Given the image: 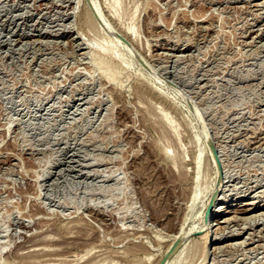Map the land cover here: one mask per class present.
Segmentation results:
<instances>
[{
    "label": "rangeland",
    "instance_id": "374dc122",
    "mask_svg": "<svg viewBox=\"0 0 264 264\" xmlns=\"http://www.w3.org/2000/svg\"><path fill=\"white\" fill-rule=\"evenodd\" d=\"M93 1L0 0V264H201L217 181L211 217L260 210L210 226L207 264H264V0H95L97 28Z\"/></svg>",
    "mask_w": 264,
    "mask_h": 264
},
{
    "label": "bare ground",
    "instance_id": "6f19581e",
    "mask_svg": "<svg viewBox=\"0 0 264 264\" xmlns=\"http://www.w3.org/2000/svg\"><path fill=\"white\" fill-rule=\"evenodd\" d=\"M92 1V0H91ZM95 1V0H94ZM93 1V2H94ZM89 2V1H88ZM92 3V2H91ZM95 4V8L94 7H92V4L90 5V4H87V3H85L86 5H87V8H85L86 9V11L87 12H85V15L84 16H86V17H83L84 18V20L86 19V21L84 22V23H88L90 26L89 27H91V26H95L96 28H97V25H98V23L100 24V25H102V22H101V20L102 19H100L99 18V16H101V17H103L102 16V11L100 10V8H99V6L96 4L97 2L95 1L94 2ZM115 4H117V2H115ZM114 4V5H115ZM93 5V6H94ZM113 5V6H114ZM115 7V6H114ZM124 8V7H123ZM121 10V9H120ZM114 11H116V10H114ZM93 12V13H92ZM82 15V16H83ZM114 15V14H113ZM82 18V17H81ZM114 18H117V17H114ZM83 20V21H84ZM106 20V19H105ZM104 23H105V21H104ZM104 23H103V28H105V27H107V26H105L104 27ZM106 23H108L107 21H106ZM119 23V22H118ZM106 29V28H105ZM98 30H100V29H98ZM103 30V29H102ZM109 30V29H108ZM132 32V31H131ZM132 34V33H131ZM126 35H128V34H126ZM123 37H126L124 34H123ZM122 37V38H123ZM107 38V37H106ZM128 39V38H127ZM103 40H104V38H103ZM107 40V39H106ZM120 40V39H119ZM118 40V41H119ZM121 41V40H120ZM109 42V41H108ZM111 42V46H105L104 44H103V42H101V38H100V40H99V38H97V39H95V40H87V41H85V43H84V45L85 46H87V47H89V49H91V54H92V63L96 66V68L100 71V73H101V76H103L108 82H110V83H112V84H114V85H120V83H121V80H120V78H121V74H123L122 72V70H123V68L121 69V64H119V63H117L116 62V58H118V57H120L121 56V58L123 57L124 58V56H126V54L124 55V56H122L118 51H120L118 48L120 47L121 48V46L120 45H118V44H115V43H113V41H110ZM130 42V41H129ZM128 43V42H127ZM119 44H120V42H119ZM106 45H110V43H108V44H106ZM124 51H127V50H125L124 49ZM124 53V52H123ZM120 59V58H119ZM126 59V58H125ZM118 61V60H117ZM123 62H126V61H124V60H122ZM125 70V69H124ZM129 78V77H128ZM116 87V86H115ZM141 95V94H140ZM176 104V103H175ZM159 121H160V119H159ZM161 126V125H160ZM159 126V127H160ZM165 127V126H164ZM167 127V126H166ZM156 128V127H155ZM163 128V127H162ZM167 129H169V128H167ZM163 132V131H162ZM167 132V131H166ZM165 133V132H164ZM166 134V133H165ZM166 135H168V134H166ZM165 136H163V138H164ZM168 137H169V135H168ZM260 137V136H259ZM166 138V137H165ZM258 138V137H257ZM165 140V139H164ZM262 141H264V138H262L261 139ZM166 141V140H165ZM167 141H168V139H167ZM167 141L165 142V143H167ZM171 141V140H170ZM176 141V140H175ZM169 142V141H168ZM161 143V142H160ZM208 143V142H207ZM206 143V144H207ZM157 145V144H156ZM155 146V145H154ZM200 146V145H199ZM165 147H166V145H165ZM212 147V146H211ZM155 148V147H154ZM158 148V147H157ZM162 148V147H161ZM169 145H168V148L166 147V149H168L169 150ZM200 148V147H199ZM165 149V148H164ZM151 150V149H150ZM163 150V149H162ZM163 152H165L164 150H163ZM162 152V153H163ZM153 153V152H152ZM155 153V152H154ZM181 153V152H180ZM172 155V154H171ZM211 155H212V153H211ZM154 156H155V154H154ZM163 156V160H164V157H166V156H169L168 158L173 162L174 160V164L175 165H177L178 164V167H179V170H180V176H178V179L181 181L182 180V182L184 183V182H186L187 181V179H186V181H183V180H185L184 178V172L182 171L183 169H184V164H183V160H182V154H178L176 151H175V153H174V155L173 156H170L169 155V153H168V155L166 154V156L163 154L162 155ZM203 156H204V153L202 152V150L200 151V153L197 155V156H195V164H193V165H195V168H196V165L198 166L199 165V167H200V163H201V160H202V158H203ZM209 157H207L206 158V160H207V166H209V165H211V167L213 168V163H212V158H211V156L210 155H208ZM155 158V157H154ZM158 158V157H157ZM179 158H181V159H179ZM166 159V158H165ZM177 159V160H176ZM186 159V158H185ZM184 159V160H185ZM167 161V160H166ZM191 162V161H190ZM188 164H190V163H188ZM173 165V164H172ZM171 165V166H172ZM186 165L187 164H185V167H186ZM174 166V165H173ZM177 167V166H176ZM199 167H197V168H199ZM175 168V167H174ZM200 169V168H199ZM199 169H196L197 170V172H199ZM214 169V168H213ZM175 170H176V168H175ZM195 170V171H196ZM177 171V170H176ZM186 175V174H185ZM176 176V175H175ZM197 176V175H196ZM198 176H199V174H198ZM177 179V178H176ZM177 179V180H178ZM195 179H198V177H194V181H195ZM190 181V180H189ZM217 183H218V185H216V189H215V191H214V193L213 194H216L218 191H219V187H220V183H221V181H217ZM198 184V183H197ZM253 189V188H252ZM213 194H212V197H213ZM212 197L211 198H209L208 199V202H207V204H206V210H207V207H208V205H209V203H210V201L212 200ZM203 198V195H202V191L200 190V191H194V193H193V197H192V201H193V203H192V206H191V208L192 207H194L195 205H197L200 201H201V199ZM204 199V198H203ZM219 200V199H218ZM215 202H217V199H216V201ZM216 204V203H215ZM205 206V205H204ZM203 206V207H204ZM255 206V205H254ZM214 207V206H213ZM232 207H234V204H232L231 206H228V208H232ZM249 207V206H248ZM204 208V209H205ZM223 209V208H222ZM203 210V209H202ZM230 210V209H229ZM260 210V208L259 207H257V206H255V207H250L249 209H240V208H238V206H236V209L234 208V209H231L230 211H227L226 209H225V211L223 212V213H221L220 212V214H219V211H215V213H214V217H211L210 215H209V218L208 219H201L200 221H201V224H202V229H204V228H207L206 230H205V234L201 237V241L203 240V247H201L202 248V250L200 249V252H201V264H207V259H208V257H209V252H208V235H209V229H210V226H212V227H214L215 225H219L220 223H224V222H222L221 220H222V218L223 219H225L224 221H228V222H230V223H232L233 221L235 222V220H237V216L236 215H239V214H249V213H253V212H258ZM200 213H202V212H200ZM261 213V212H260ZM264 214V213H263ZM262 214V215H263ZM204 215H205V213H204ZM203 215V216H204ZM218 215H220V217H221V219H216V217L218 216ZM231 215H233L232 217H229V216H231ZM203 216H201V218L203 217ZM226 216H228V217H226ZM252 216V215H251ZM251 216H250V219H251ZM246 217V216H245ZM253 217H255V216H253ZM262 217V216H261ZM215 218V219H214ZM227 218V219H226ZM247 218V217H246ZM258 218H260V217H258ZM263 219V218H262ZM239 220H240V218H238V222H239ZM241 220H242V217H241ZM240 220V221H241ZM243 220H245L246 221V219H243ZM242 220V221H243ZM247 220H248V218H247ZM232 221V222H231ZM252 221V220H251ZM237 222V221H236ZM237 222V223H238ZM254 222V221H253ZM215 224V225H214ZM227 224H229V223H227ZM241 225V224H240ZM244 230V229H243ZM177 233V232H176ZM175 233V234H176ZM179 233V232H178ZM237 235V234H236ZM179 239V238H178ZM212 241V240H211ZM175 242H177V241H175ZM251 242V241H250ZM201 243V244H202ZM135 248V247H134ZM141 249H142V247H141ZM133 250V249H132ZM132 250H130V251H132ZM146 250V249H145ZM175 250V248L174 249H172V251L171 252H173ZM199 250V249H198ZM49 251V250H48ZM136 251V250H135ZM134 251V252H135ZM47 252V251H46ZM55 252V251H54ZM133 252V251H132ZM147 252V251H146ZM59 253V252H58ZM57 254V253H56ZM213 253H211V255H212ZM52 255H55V254H52ZM59 255V254H58ZM61 255V254H60ZM63 255V254H62ZM132 255V254H131ZM131 255H129L128 254V256H131ZM199 255V256H200ZM106 256V255H105ZM151 255H149L148 254V256L147 257H150ZM103 258V257H102ZM139 259V258H138ZM173 259H174V257H167L166 259H164V260H162L163 261V263L162 262H160V264H171L172 263V261H173ZM133 260H134V258H133ZM135 261H137V260H135ZM135 261H133L132 263H134ZM140 261V260H139ZM157 261V260H156ZM155 261V263H158V261L156 262ZM33 262V261H32ZM95 262V261H94ZM31 263V262H30ZM131 263V264H132ZM154 263V264H155ZM135 264V263H134Z\"/></svg>",
    "mask_w": 264,
    "mask_h": 264
},
{
    "label": "water",
    "instance_id": "95a60500",
    "mask_svg": "<svg viewBox=\"0 0 264 264\" xmlns=\"http://www.w3.org/2000/svg\"><path fill=\"white\" fill-rule=\"evenodd\" d=\"M214 202H215V197H213V199H212V201H211V203H210V205L208 207V211H207V214H206V219L209 218V215H210V212H211V210L213 208Z\"/></svg>",
    "mask_w": 264,
    "mask_h": 264
}]
</instances>
